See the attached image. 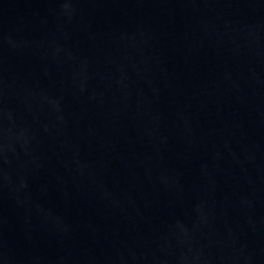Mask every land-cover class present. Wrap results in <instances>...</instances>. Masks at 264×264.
Here are the masks:
<instances>
[{
    "label": "water",
    "instance_id": "water-1",
    "mask_svg": "<svg viewBox=\"0 0 264 264\" xmlns=\"http://www.w3.org/2000/svg\"><path fill=\"white\" fill-rule=\"evenodd\" d=\"M0 264H264V0H0Z\"/></svg>",
    "mask_w": 264,
    "mask_h": 264
}]
</instances>
